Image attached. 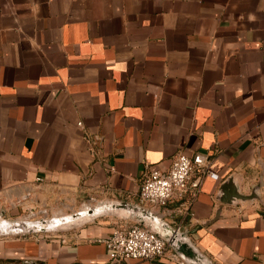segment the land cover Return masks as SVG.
Here are the masks:
<instances>
[{"label": "crops", "instance_id": "1", "mask_svg": "<svg viewBox=\"0 0 264 264\" xmlns=\"http://www.w3.org/2000/svg\"><path fill=\"white\" fill-rule=\"evenodd\" d=\"M198 152L222 179L154 211L215 264H264V0H0V213L138 203L147 165ZM228 177L261 198L223 203ZM118 221L1 238L0 264H179L112 263Z\"/></svg>", "mask_w": 264, "mask_h": 264}, {"label": "built area", "instance_id": "2", "mask_svg": "<svg viewBox=\"0 0 264 264\" xmlns=\"http://www.w3.org/2000/svg\"><path fill=\"white\" fill-rule=\"evenodd\" d=\"M78 125L82 127V122L79 121ZM147 167L138 203L153 211L160 208L162 213L169 215H192L203 180L207 177L218 181L222 179L211 170L209 158L200 152L193 155L178 154L167 170ZM176 228L181 230V225ZM105 244L112 263L125 259H154L164 255L170 247L169 242L156 230L122 219L116 223ZM174 256L179 264H187L176 253Z\"/></svg>", "mask_w": 264, "mask_h": 264}, {"label": "water", "instance_id": "3", "mask_svg": "<svg viewBox=\"0 0 264 264\" xmlns=\"http://www.w3.org/2000/svg\"><path fill=\"white\" fill-rule=\"evenodd\" d=\"M258 190L259 186H256L250 194H243L234 185L232 177L226 178L220 185L221 200L226 204H232L236 201L259 200L261 197ZM98 207L101 211L95 213L94 209ZM82 209H87L90 215L83 216ZM122 209L124 211H121ZM45 212H48V210L41 209L15 218L6 217L3 213H0V236L53 233L93 222L98 217L118 216L122 220H130L156 230L187 264H215L192 241L187 230H178L172 223L151 208L137 202L105 200L90 204L85 201L77 211L72 213L56 212L52 213L53 215L50 217L32 218ZM67 214H71L74 219H68ZM219 216L220 213L218 212L216 219ZM38 222L42 223V226L37 225Z\"/></svg>", "mask_w": 264, "mask_h": 264}, {"label": "rangeland", "instance_id": "4", "mask_svg": "<svg viewBox=\"0 0 264 264\" xmlns=\"http://www.w3.org/2000/svg\"><path fill=\"white\" fill-rule=\"evenodd\" d=\"M85 201H83V203H84ZM88 203H90L89 201H87ZM91 204V203H90ZM79 208V207H78ZM78 208H76L75 210H64V209H62V208H56V207H54V209H51V211H49V212H45V213H43V214H40V215H35V216H33L32 218H39V217H50V216H52L53 214L52 213H72V212H74V211H77L78 210ZM116 219H119V220H121V218L120 217H118V216H114ZM100 218H102V217H98V218H96L95 220H97V219H100ZM130 221V220H129ZM130 222H133V221H130ZM37 234V233H36ZM29 235H33V234H26V235H10V236H0V239L1 238H5V237H16V236H29Z\"/></svg>", "mask_w": 264, "mask_h": 264}, {"label": "bare ground", "instance_id": "5", "mask_svg": "<svg viewBox=\"0 0 264 264\" xmlns=\"http://www.w3.org/2000/svg\"><path fill=\"white\" fill-rule=\"evenodd\" d=\"M94 210H95V213H99L101 211V209L99 207L95 208ZM121 211H124V209H122ZM81 213L83 214V216L90 215L87 209H82ZM66 217L68 219H74V218H72L71 214H67ZM37 225L42 226V223L38 222Z\"/></svg>", "mask_w": 264, "mask_h": 264}]
</instances>
